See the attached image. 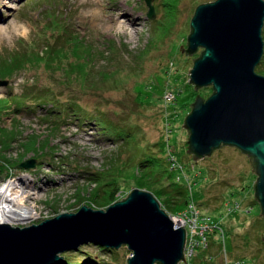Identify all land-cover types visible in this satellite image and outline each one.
<instances>
[{
    "label": "rangeland",
    "instance_id": "rangeland-1",
    "mask_svg": "<svg viewBox=\"0 0 264 264\" xmlns=\"http://www.w3.org/2000/svg\"><path fill=\"white\" fill-rule=\"evenodd\" d=\"M214 1L153 0L156 18L151 20L146 0H0V55L42 54L14 75V81L8 79L9 85L0 86V159L8 160H0V175L7 173L0 187L8 181L25 187L29 192L26 203L34 206L38 216L15 226L40 224L63 213H76L84 205L106 210L134 189L160 188L136 171L142 152L155 144L164 156L178 161L176 169L182 166L177 153L188 152L186 118L196 98L208 99L214 88L196 90L190 83L202 49L188 55L181 48H188L198 6ZM62 47L63 51L50 52ZM3 80L7 79L0 77ZM41 88H49L50 95L60 101H78L86 111L100 110L121 127V137L104 134L94 122L69 118L61 125L55 114L42 120V108L38 116L12 113L10 94ZM10 132H15V139L6 141ZM189 156L193 161L186 160L187 167L179 168V176L191 186L194 200L203 203L194 212L199 219L216 220L221 229L202 231L199 222L187 259H200L198 251L207 249L210 241L204 255H213V264H264V219L255 199L257 177L249 157L229 146L199 162ZM30 158L38 159L36 169L16 168ZM52 162L58 166L49 165ZM97 176L98 185L91 180ZM113 178L119 185L110 205L91 204L95 194L110 191L102 185ZM185 213L186 208L171 217L182 223ZM79 250L83 255L114 260L113 254H105L92 243L67 253L78 255ZM116 250L121 263L128 264L132 256L128 247Z\"/></svg>",
    "mask_w": 264,
    "mask_h": 264
},
{
    "label": "water",
    "instance_id": "water-1",
    "mask_svg": "<svg viewBox=\"0 0 264 264\" xmlns=\"http://www.w3.org/2000/svg\"><path fill=\"white\" fill-rule=\"evenodd\" d=\"M147 17L156 18L153 0H146ZM188 55H195L190 83L198 96L184 127L189 132L188 153L196 162L222 147L246 154L257 179L256 201L264 219V75L256 71L264 56V0H216L201 4L191 22ZM0 81V86L9 85ZM30 158L19 169H36ZM7 173L0 175L5 180ZM0 222V264H56L67 252L94 244L107 249L127 246L128 264H182L188 234L176 225L161 202L149 191L134 189L127 198L104 209L84 205L40 224L20 227ZM264 241V237H263Z\"/></svg>",
    "mask_w": 264,
    "mask_h": 264
},
{
    "label": "trees",
    "instance_id": "trees-1",
    "mask_svg": "<svg viewBox=\"0 0 264 264\" xmlns=\"http://www.w3.org/2000/svg\"><path fill=\"white\" fill-rule=\"evenodd\" d=\"M55 26H59V24L54 23ZM64 34V33H63ZM71 36V35H70ZM263 37H264V29H263ZM78 41H80V37L77 38ZM67 43V42H66ZM70 44V43H68ZM82 44V43H80ZM80 46V45H79ZM85 46V45H84ZM88 50L89 47H86ZM55 50L63 51L62 49H52L50 52H55ZM63 52H60L59 54H62ZM31 55H34V57H31ZM28 52H17V53H10L7 57L4 55H0V61L3 63L0 66V77L10 80H15L14 75H18L24 70L27 69V67L36 61L37 58L41 57L42 54L38 55L35 53ZM73 66V65H72ZM72 68H77L76 66H73ZM256 71L264 75V56L261 61V63L257 66ZM49 88H41L37 92H33L32 90H27L24 95H13L10 94V96L7 97L8 103H9V109L12 110L15 115H39L38 110L42 108V110L45 111L44 115H40L39 118L42 120H48V116H53L54 114L57 115V123L64 122L63 124L67 123L66 120L69 118H74L75 120H82L84 124L86 122H94L96 123L101 129L104 130V134L110 135V137L115 136L117 138L121 137V127L115 125L113 121H111L109 118L105 116L103 112L100 110L89 112L83 109V107L78 103V101L73 99L66 101H60L59 98H55V96H51L49 93ZM30 91L32 93H30ZM117 130V132H115ZM11 134L6 135L4 138L5 140H13L15 139V136L12 135L15 134V132H10ZM3 146V144H2ZM156 147V149H154ZM161 147H158L156 144L153 145L152 148H148V150H144L142 152V155L140 158H138V164H137V172L138 174L142 171L144 176L147 177V179H152L156 185H159L160 188L153 189L151 193L155 195V197L162 203L163 207H165L167 213L169 215H176L180 213L183 209H187L191 204H195L197 207L202 206L203 203L199 204L194 200V195L190 192V185L188 186L187 183L182 181L179 176V168H182L186 166V160H191L192 158H186L188 156V152L185 151L184 154L177 153V157L182 163V166L177 167L176 166L178 161L175 160V158L164 156L163 153L160 152ZM156 150V151H155ZM162 150V149H161ZM159 151V152H157ZM186 155V156H185ZM36 156V155H35ZM42 155H38L36 157H41ZM186 158V159H185ZM185 159V160H184ZM4 162H8L7 159H0ZM25 160V159H24ZM24 160H22L19 164H21ZM171 160H173V166L171 163ZM185 162H184V161ZM183 161V162H182ZM193 161V159H192ZM10 162V161H9ZM41 164L43 162L40 161L39 166L41 167ZM64 164V163H63ZM68 165H72L71 163H67ZM49 165L53 166L54 168L57 167V163H49ZM56 165V166H55ZM19 166V165H18ZM18 166L16 168H18ZM1 167V165H0ZM4 167V166H3ZM175 167V169H174ZM187 167V166H186ZM62 168V166L60 167ZM75 170V169H74ZM3 171L6 172L4 169ZM151 173L153 174V177L151 176ZM150 174V176H148ZM177 175V176H176ZM8 176H11V174L8 172ZM195 179V178H194ZM96 185L99 184V177L97 176L94 179H91ZM102 185V184H101ZM119 182L117 178H113L112 180H109L105 182L102 186H105V188H109L110 191H105L106 193L101 195L99 192L98 194H95L91 199V204L97 205L99 208H104L113 200V197L115 193L118 190ZM111 187V188H110ZM245 190V187H244ZM204 192V190H203ZM204 195V193H203ZM215 223H217L216 220H214ZM264 222V221H263ZM263 224L264 227V223ZM260 225V224H259ZM222 226V225H221ZM213 236V235H212ZM208 248H210V241ZM211 244H219V243H211ZM222 246V245H219ZM100 250L104 252L105 254H113L114 260L112 262L106 261L102 258H97L95 255L91 253H85L83 255V250H79L81 254L74 255L66 253L64 256V259L56 264H123L121 263V258H119L120 253L116 249H107L104 247H100ZM198 251V256L200 255V259L198 257L195 258V260L198 259V261L195 262L193 259H189L187 264H213L214 258L213 255L210 257H205L204 254H208L207 251L209 249ZM222 248V247H221ZM203 258V259H201ZM206 262V263H205ZM128 263V262H127Z\"/></svg>",
    "mask_w": 264,
    "mask_h": 264
},
{
    "label": "bare ground",
    "instance_id": "bare-ground-1",
    "mask_svg": "<svg viewBox=\"0 0 264 264\" xmlns=\"http://www.w3.org/2000/svg\"><path fill=\"white\" fill-rule=\"evenodd\" d=\"M28 194V191L15 182H7L1 186L0 218L14 225V223L31 221L38 217L34 206L26 203ZM176 225L180 227L182 224L176 222Z\"/></svg>",
    "mask_w": 264,
    "mask_h": 264
},
{
    "label": "built area",
    "instance_id": "built-area-1",
    "mask_svg": "<svg viewBox=\"0 0 264 264\" xmlns=\"http://www.w3.org/2000/svg\"><path fill=\"white\" fill-rule=\"evenodd\" d=\"M11 182V181H8ZM17 184V183H16ZM19 185V184H17ZM20 186V185H19ZM24 190H26L25 187H22ZM27 191V190H26ZM190 209V210H188ZM194 209H197V206L195 204H191L188 208H187V213L183 214V216L186 217V219H184L182 221V227L186 226L187 227V231H188V246H187V251H186V256H188V251L190 250V247L193 246V244H191V240L192 237L195 234H198L197 229H198V224L199 222H202L200 229L202 231H209V232H214V231H218L217 229H221V227L219 226L220 224L215 223V221H213V219L211 217H207L206 219H199L198 216L195 214L196 211L194 212ZM204 220V221H202Z\"/></svg>",
    "mask_w": 264,
    "mask_h": 264
}]
</instances>
